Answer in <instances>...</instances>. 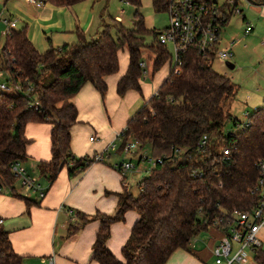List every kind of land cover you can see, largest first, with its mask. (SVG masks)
I'll return each instance as SVG.
<instances>
[{
    "label": "trees",
    "instance_id": "trees-1",
    "mask_svg": "<svg viewBox=\"0 0 264 264\" xmlns=\"http://www.w3.org/2000/svg\"><path fill=\"white\" fill-rule=\"evenodd\" d=\"M54 5L70 6L82 0H44ZM139 7L140 0H125ZM170 0H153L156 10H167ZM211 3L213 0H207ZM263 2L264 0H255ZM235 5H237L235 3ZM220 6L219 10L222 11ZM230 14L215 19L227 24ZM98 36L88 39L77 30V39L41 52L27 33L26 27L12 28L2 46L0 70L15 82H30L41 106H29L25 95L0 91V192L3 187L25 200L28 207L39 203L16 191L20 178L12 166L27 157L31 142L25 134L26 125L33 121L52 124L51 158L41 161L39 170L51 185L66 166L74 176L92 162L89 156L77 157L71 150V127L76 123L78 110L70 100L87 82L92 83L104 97L106 77L119 71V50L126 48L128 67L117 83V92L124 95L135 89L142 93L143 46L154 53L153 74L165 62L169 73L125 126L122 145L131 138L140 147L150 143L153 156L163 157L139 181L140 192L119 194L115 214L97 211L89 215L76 211L70 220L67 234H72L93 219L100 226L92 246V258L99 264H165L173 251L187 248L202 230L209 228L221 209L246 210L256 204L251 192L258 178L256 163L264 158V104L249 114L247 122L224 133L231 118L226 100L235 93L231 78L211 65L213 56L188 49L182 57V71L170 70L171 57L165 45L157 39L159 30L145 26L136 9L134 27L113 18V24L102 21ZM153 41L146 43V35ZM50 71L52 80L41 81V74ZM238 125V122H234ZM206 139L202 148L199 143ZM181 151H176V148ZM228 149V153H224ZM196 171L202 175H195ZM41 196V195H40ZM128 209L139 213L131 234L122 247L121 261L107 247L111 224L123 220ZM256 257L264 264V248L256 249ZM0 264H25L10 240L9 231L0 215Z\"/></svg>",
    "mask_w": 264,
    "mask_h": 264
},
{
    "label": "crops",
    "instance_id": "crops-1",
    "mask_svg": "<svg viewBox=\"0 0 264 264\" xmlns=\"http://www.w3.org/2000/svg\"><path fill=\"white\" fill-rule=\"evenodd\" d=\"M95 1L82 0L70 6L45 2L42 6H36L27 0H20L17 4L18 17L12 16L10 11L5 15L10 20H15L14 17H17L21 26L27 28V33L37 48L41 52H46L52 47H61L64 43H68L70 32L75 34V40L77 30L85 33L83 27L90 19L91 8ZM115 17L122 19L118 14ZM4 25L3 22V29ZM16 26L17 20L15 28ZM230 44L231 42H228L227 46ZM233 45L234 43L231 44V48ZM127 67L126 50V54L120 58L121 70L119 68L118 72L106 77L108 89L104 97L90 82L84 84L73 97L78 118L71 127L72 153L77 157H91L94 153L103 152L108 144L115 142L116 146L105 152L102 161L92 162L75 176H70L67 167L64 166L51 185L42 175L38 183L44 191L43 196L37 191L29 193L19 191L15 185L18 193L39 200V203L29 207L25 200L10 194L7 188L3 187L0 192V215L3 224L9 231L14 250L23 256L25 264H99L92 258V246L100 220H90L69 235L68 225L70 220L74 219L68 211L69 208L89 215L97 211L115 214L120 193L127 190L134 196L139 194V181L144 177L141 175L142 162L135 169L128 171L124 179L115 167L126 159L122 141L117 135L141 105L140 98L143 99L144 104L152 94L145 89L144 83H141L142 93L130 89L124 95L118 94L117 83ZM51 130L52 124L47 121H33L26 125L25 134L31 142L26 149L28 157L22 162L27 163V168L39 170L38 164L41 161L50 160ZM91 136L94 139H91ZM137 151L134 154H137ZM135 181L138 187L136 193L133 192L132 185ZM138 218L139 213L135 209H128L123 220L111 224L110 236L106 244L113 255L121 261H124L122 247ZM209 228L216 240L204 235H196L189 247L175 249L165 264H209L213 259V248L220 235L216 233V228Z\"/></svg>",
    "mask_w": 264,
    "mask_h": 264
},
{
    "label": "rangeland",
    "instance_id": "rangeland-1",
    "mask_svg": "<svg viewBox=\"0 0 264 264\" xmlns=\"http://www.w3.org/2000/svg\"><path fill=\"white\" fill-rule=\"evenodd\" d=\"M213 1L225 9H222L220 12L230 14V20L227 24H219V46H227V43L232 41V37H235L234 45L232 46L233 56L231 57V61L235 63V67L229 68L226 63L219 61L217 58L211 62L213 68L218 72L229 76L235 86V93L226 100L225 105L231 116V118L227 120L226 127L224 129V133L227 134L229 131L234 130L236 127H242L246 123L247 111L252 113L253 110L257 108V106L259 107L264 104V1L262 3H257L255 0H236L237 2L234 0L237 3V9L240 10L239 12L234 10V6L228 3L227 0ZM18 3H20V0H0V66L3 60L2 46L6 37L3 34V19H8L6 17L7 15L5 14H7L9 11L11 12L12 16L18 15ZM136 9H139V12L144 18L145 26L149 29L160 30L169 23V15L167 10H156L153 0H140L139 7L134 3L127 2L125 0H96L91 8L89 16L90 19L83 27V30L86 33L88 39L96 38L98 36L97 31L102 29V24L100 23L101 19L108 24H113V18L117 14L122 17L123 24L126 27L133 28L134 13ZM224 13H221V15ZM17 17H14V21L16 22L17 20L16 27L21 28L23 26H21V23L18 22ZM247 24H250L253 29L249 33L245 34L244 29ZM70 33L71 37L68 39L69 42L75 40V34L73 32ZM152 41L153 35H146V43L149 44ZM168 48L171 50L172 46L169 45ZM141 51L142 60L146 63L145 66H143V71L147 70L145 74L143 72L141 83H144L145 89L149 90V92L153 94L158 89L162 81L167 77V74L169 73V62H165V64L155 74H153L152 64L155 56L153 51L147 46H143ZM123 54H126V48L119 50L120 58H122ZM8 77V73L0 70V81L2 79H7ZM52 78L53 77L50 71H45L41 74V81L44 84L50 83ZM70 101L74 103L73 98ZM143 102V99L140 98L139 103H141V105L138 107V109H136L135 112L140 109ZM235 121L238 122V125H235ZM137 152L138 153L134 155L124 153V157H126V159H132L137 166L140 162L137 163L136 157H139V155L144 154L153 156L150 143H146L145 145L139 147ZM19 166L28 174V176L31 177V179L39 184L38 182L41 181V177H43L39 170L36 168H27V163L25 162H19ZM151 166L152 165L150 162L142 161L140 165L142 168L141 175H147ZM136 182L137 181L132 183L134 193L138 191ZM16 187L19 191L27 193L30 191H35L23 185L21 177L16 182ZM215 231L217 234H221L219 231ZM197 235H204L211 240H216L214 238L215 235H213L211 231L208 230V228L200 231ZM219 238L220 235L217 239L218 241ZM245 255L247 259L246 264H257L253 260V257L256 256L255 251L247 248ZM214 259L215 257L213 254V259L209 262V264H216Z\"/></svg>",
    "mask_w": 264,
    "mask_h": 264
},
{
    "label": "built area",
    "instance_id": "built-area-1",
    "mask_svg": "<svg viewBox=\"0 0 264 264\" xmlns=\"http://www.w3.org/2000/svg\"><path fill=\"white\" fill-rule=\"evenodd\" d=\"M34 3L36 6H42L44 0H27ZM228 3L237 9L234 0H227ZM220 5L207 0H170L167 7L169 15V23L158 32V41L165 45L168 50L171 63L170 70L174 74H180L182 71V57L183 54L190 48L196 49L199 53L213 56L212 60L218 59L223 63L231 60L233 56L231 44L234 43L233 38L231 44L225 47L219 46L220 26L215 23V19L221 18L219 10ZM120 19L119 17H116ZM1 19V16H0ZM5 28L3 34L6 36L12 28L15 27V21L10 19H3ZM252 26L248 24L244 32L249 33ZM172 49L169 50L168 46ZM145 66V61L140 63ZM144 74L147 70L143 71ZM145 78V75H144ZM0 91L18 92L25 95L28 99L29 106L39 109L41 106L40 100L34 94V85L29 81L15 82L13 80L4 79L0 81ZM249 112H246L248 119ZM247 122V121H246ZM125 136V127L122 129L117 138L121 141ZM91 139H94L91 136ZM206 143V139H202L199 147L202 148ZM116 143L112 142L105 147L103 152L94 153L90 158L93 161H102L105 157V152L113 149ZM140 147L139 141L131 138L123 146V151L126 154H134ZM176 151H181L178 147ZM224 153H228V149H224ZM137 163L148 161L151 163V168L157 163H162L161 156H148L141 154L137 157ZM121 172L125 179L128 171L136 168V163L132 159H124L121 163L115 165ZM256 167L258 170V178L251 189V192L257 197L256 204L246 210L240 209H221L219 215L213 219L211 227H215L221 234L218 243L213 248L214 261L216 264H246L245 251L247 248L256 252V249L263 247L264 242V158L257 161ZM16 175L22 178V184L30 189L37 191L41 196L44 191L39 184L31 179L28 174L21 169L19 162H15L12 166ZM149 168V170L151 169ZM195 175H202L201 172L196 171ZM69 213L72 218L76 217L75 210L69 208ZM264 248V247H263ZM257 264H261L257 257H253Z\"/></svg>",
    "mask_w": 264,
    "mask_h": 264
},
{
    "label": "water",
    "instance_id": "water-1",
    "mask_svg": "<svg viewBox=\"0 0 264 264\" xmlns=\"http://www.w3.org/2000/svg\"><path fill=\"white\" fill-rule=\"evenodd\" d=\"M226 64H227V66H228L229 68H234V67H235V63L232 62L231 60L227 61Z\"/></svg>",
    "mask_w": 264,
    "mask_h": 264
}]
</instances>
